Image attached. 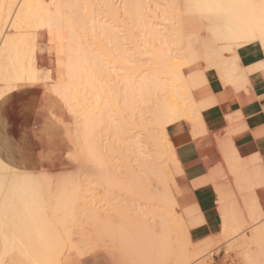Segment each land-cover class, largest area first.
<instances>
[{
    "label": "bare ground",
    "instance_id": "bare-ground-1",
    "mask_svg": "<svg viewBox=\"0 0 264 264\" xmlns=\"http://www.w3.org/2000/svg\"><path fill=\"white\" fill-rule=\"evenodd\" d=\"M120 1L122 5L115 7L111 0H0V94L38 93L33 112L0 113L1 125L14 126L12 116L18 121L22 116L33 156L24 160L25 154L11 150L0 133V161H8L0 163V252L7 247L17 264H213L214 246L246 227L249 220H244L243 211L251 221L248 226L257 218L246 194L262 179V168L257 171L251 162L239 161L229 142L216 139L231 174L229 182L233 180L244 207L237 209L234 193L222 191L217 180L222 187L217 192L223 211L221 231L192 243L191 208L182 209L176 197L183 189L174 187L180 163L169 132L185 126L195 140L201 134L207 137L200 111L217 99L209 95L205 71H215L224 83L243 85L236 50L261 24L264 0L153 1L149 12L156 18L158 11L164 23L151 21L145 0ZM206 2L231 6L200 7L191 14L181 6ZM119 9L142 29L140 39L118 18ZM37 33L52 54L47 67L38 68L30 55ZM132 50L147 53L145 66L135 63L128 54ZM137 106L145 107L137 112ZM125 109L137 112L141 125L151 129L146 150L136 145L133 136H125L135 124L129 120L136 119L130 111L123 114ZM101 131L123 144L115 145L113 139L115 149L108 148L109 141L103 142L106 146L101 143ZM101 144L108 150L103 152ZM120 146L122 160L115 156L121 163L114 160L113 167L110 157L115 159L113 152L119 155ZM126 160H134L138 169ZM223 170L221 176L227 173ZM215 174L213 180L209 178L213 182ZM246 231L234 239L240 248L237 263L264 264V222L254 225L249 234Z\"/></svg>",
    "mask_w": 264,
    "mask_h": 264
},
{
    "label": "crops",
    "instance_id": "crops-1",
    "mask_svg": "<svg viewBox=\"0 0 264 264\" xmlns=\"http://www.w3.org/2000/svg\"><path fill=\"white\" fill-rule=\"evenodd\" d=\"M258 57H264V53L257 52L253 47L243 45L237 48V64L244 76V83L242 86L224 83L215 71H205L209 95L217 99V102L200 111L203 128L205 129V133L210 135L208 136L207 134V137H212V139L210 138L211 141L208 140L204 133L203 136L201 134L199 135L200 137L198 136L195 140L192 134H190L191 132L188 131L189 129L187 130L185 126L170 128L169 139L175 151V156L177 155L176 159L179 161L178 163L186 164L190 169L188 172V176L190 177L188 183H191V187L189 188L187 184L181 187L183 190H181L178 197V202L182 209L191 208L189 211L192 212L190 213L192 216H189L190 219L193 218V220L191 222L188 221V235L192 243L212 238L221 231L223 211L220 208L218 201L219 193L217 192L220 188L222 189V187V191H225L224 189L228 191L229 188L227 183L230 185L234 184L231 183L233 182L232 178V181L229 182V177L231 176L226 177L231 174H229L230 172L221 151L219 152L220 148L218 150L220 145L217 146L216 142L218 140L216 141V139H219L218 142H220V139L223 143L231 142V145H229V143L227 145L229 147L231 146L230 149L233 150V155H235L237 159L239 158V161L251 162L252 168L256 170L262 168L260 170L262 173L260 174L262 178H264V140L259 137H254V130L261 124H264V105L260 103L261 100H264V91H262V89H264V83H261L258 79L260 75H264V59H258ZM237 115L244 116V127L252 131V135L247 132H238L236 130L234 118ZM223 137L229 141L227 140L224 142V139H222ZM198 140L201 141L199 142ZM203 141H205V143H203ZM206 143H209V145ZM197 146H199V148ZM216 154H218L221 161ZM204 155L210 159L206 157L207 159L205 160L203 157ZM221 166L224 168L221 169ZM254 166L260 168H255ZM219 169H224V173L225 170L227 173L221 176L222 172ZM211 171H213L214 174L215 172L218 174L220 173L219 178L222 177V179H220L223 180L224 177H226L227 181L224 179L222 183L218 178V174L216 179L214 177L215 181H211L213 180L211 177L214 175ZM208 172H211L212 176L209 177L210 174H207ZM209 178H211V180ZM217 180H219L218 182L220 183L218 184L222 187L216 185L217 183L215 182H217ZM214 185L217 186V189ZM193 221H207V223H197L193 225Z\"/></svg>",
    "mask_w": 264,
    "mask_h": 264
},
{
    "label": "rangeland",
    "instance_id": "rangeland-1",
    "mask_svg": "<svg viewBox=\"0 0 264 264\" xmlns=\"http://www.w3.org/2000/svg\"><path fill=\"white\" fill-rule=\"evenodd\" d=\"M92 1V3H94V0H90V2ZM112 1V4H114V6L116 7H120V5H122V2L120 1V0H111ZM143 1L144 0H142V3H143ZM148 1V2H147ZM153 1L154 2H163V0L162 1H160V0H145L144 1V4H146V6L149 4L150 6H149V9L146 7V10H148V11H145V12H148L149 14H151L150 16L151 17H153V11L151 12H149V10H152V9H154V7H153ZM121 2V3H120ZM148 3V4H147ZM152 6V7H151ZM143 7H145V5H143ZM120 10V9H119ZM122 12V13H121ZM158 12V11H157ZM156 11H155V13L157 14L156 16L158 17L159 16V13H157ZM118 15H119V19L120 18H123V19H121V20H123L122 22H123V24H129L128 26L130 27V30L131 31H133V33L134 34H137L138 35V37L136 36V38L137 39H140L139 38V35H140V33L138 32L140 29L139 28H135V26H133V24H131L130 23V20L128 21V17H127V15H128V13H126V15H125V13H123V10H120V13H118ZM122 17H121V16ZM100 16V15H99ZM102 16V15H101ZM124 16V17H123ZM129 16V15H128ZM103 17V16H102ZM150 17V19H151V21L153 22V23H160V22H163L161 19V17L159 16V18H151ZM115 18V17H114ZM117 18V17H116ZM149 19V18H148ZM149 19V20H150ZM153 19V20H152ZM118 20V19H117ZM161 20V21H160ZM113 22H115V21H113ZM118 22V21H117ZM120 22V21H119ZM129 22V23H128ZM166 22V21H165ZM164 23V22H163ZM127 26V25H126ZM125 26V27H126ZM133 26V28H131ZM162 26V25H161ZM161 26L159 27V28H161ZM142 30V29H141ZM140 30V31H141ZM96 32H98L97 30H96ZM127 32V31H126ZM126 32H125V35H126ZM138 32V33H137ZM126 36H128V35H126ZM141 36V35H140ZM129 37V36H128ZM98 38V37H97ZM136 39V40H137ZM129 40H125L124 42H125V44H126V46L128 47H130V44H129V42H128ZM138 42H139V44H142L141 42V40H137ZM105 45V44H104ZM106 46V45H105ZM141 45H139V47H140ZM103 47V46H102ZM142 47V46H141ZM140 47V48H141ZM142 49V48H141ZM128 54H132V58H134L135 59V63L136 64H138V65H140V66H145V60L144 59H146L147 58V53H140V54H138V52L136 51V50H132V51H130ZM143 58V59H142ZM178 100H180V99H178ZM119 101V100H118ZM120 103V105H119V107L121 106V107H123L122 105H121V102H119ZM118 103V104H119ZM146 104H147V102H145ZM144 103V104H145ZM148 103H150V102H148ZM143 104V103H142ZM141 104V105H142ZM143 104V105H144ZM138 105V104H137ZM148 105V104H147ZM140 106V105H139ZM139 106H137V108H135V110L136 109H138V110H136L137 112L138 111H140L139 109L140 108H142V107H145V106H142V107H139ZM139 107V108H138ZM145 110V109H144ZM142 110L141 109V111H142V113L144 112V115H148V113H146L147 112V110ZM125 112H123V114H126L127 115V113L130 111H128V110H124ZM126 111H127V113H126ZM134 111V110H133ZM137 112H132V111H130L128 114L129 115H133L132 113H135L134 115H135V117H136V119L135 120H129V122H131L132 123V121L135 123V124H133V126H132V124H131V126H130V130L129 131H127L126 132V137H130L131 138V136H133V138H134V140L136 141V145L137 146H139V148L141 149V150H146V145H145V143H147V142H149V141H151V139L149 138V135L148 134H151L152 133V131H151V129L150 130H146L145 129V127H143L142 125H141V123L139 122V120H138V113ZM137 115V116H136ZM134 117V118H135ZM12 120H14V122H15V124H14V126L13 125H9L8 123H3V125H1V123H0V133L3 135V133L5 134V135H3L2 137H3V140L2 141H4V143L5 144H7L8 145V147L11 149V150H14V151H16V154H18V153H23V154H25L23 157H24V160H26V161H28L31 157L33 158V156H31V154H30V152H29V149H28V136H26L27 135V132H25V130L23 129V127L21 126L22 124V122H20V121H22L23 120V118H22V116H19V120L20 121H18V119H17V116L16 115H14V116H12ZM69 124V123H68ZM128 126V127H129ZM3 128V131H2V128ZM13 128V129H12ZM11 129V131H10V133H8L7 132V130L9 131ZM103 132H104V130H103ZM102 131H101V133H100V139H104L101 143H103L105 140H107V142L109 141L110 142V144L111 145H107L108 146V148H110V149H112V147L115 149V147L113 146L114 144L116 145L117 143L120 145V144H123V142L122 141H119V140H117V139H115V138H113L112 137V139H111V136L109 135V136H107V131L105 132V134L103 133ZM105 135H103V134ZM99 134V133H98ZM65 136V135H64ZM103 136V137H102ZM124 136V135H123ZM102 137V138H101ZM105 137L107 138V137H109L108 139H105ZM113 139H115V140H117V141H115V140H113ZM111 140H113V142H114V144H113V142L111 141ZM119 141V142H118ZM106 142V141H105ZM122 142V143H121ZM104 144V143H103ZM103 144H101L102 145V147L104 148V149H102V151L103 152H105V151H107L108 150V148L107 147H105ZM113 144V145H112ZM111 146V147H110ZM116 147H118V146H116ZM105 148H106V150H105ZM122 147L120 146L118 149L116 148V150L118 151V153L120 152V149H121ZM105 150V151H104ZM113 150V149H112ZM122 150V149H121ZM112 153V152H111ZM111 153H109V152H107V154H111ZM125 153H127L128 155H130V154H132L133 155V152L131 151H125ZM113 154H115L113 157L115 158V156H116V158L117 159H120V160H122L121 158H122V154L120 155V153H119V155L117 154V152L115 153V152H113ZM135 155H138V154H135ZM120 158H119V157ZM113 159L112 158V156L110 157V159H112V160H110L111 161V163L112 162H115L117 159ZM130 158L131 159H133L131 156H130ZM129 157H128V159H130ZM130 159V160H131ZM115 160V161H114ZM119 160H117V162H115L116 164L117 163H121V161L120 162H118ZM127 162H130V165H132V166H134V165H137V163H135L134 162V160H132V161H128V160H126ZM113 164V163H112ZM111 164V165H112ZM116 164H113L112 166L114 167V166H116ZM169 165V168L171 169V164L169 163L168 164ZM138 167V165L136 166V168L135 169H138L137 168ZM134 169V170H135ZM172 169H173V167H172ZM175 174V173H174ZM227 177H229L228 175H227ZM229 179H230V177H229ZM174 180H175V185H174V187L175 186H177V188L178 189H181L180 187H179V184H178V182L176 181V179H175V175H174ZM225 180L227 181V178L225 177ZM174 182V181H173ZM177 184V185H176ZM227 186H228V188H229V190L228 191H231V192H233L234 194L232 195V199H233V204L235 203V205H237L236 206V208L237 209H243V207H244V205H243V202H242V196L237 192V189H236V187H235V185L233 184V185H230V184H228L227 183ZM174 189H176V188H174ZM97 192H98V188H97V190H96ZM176 191H178L177 189H176ZM176 191H175V194H176ZM95 192L93 191V194H94ZM179 193H181L180 191H179ZM97 195H99V194H96V195H94V196H97ZM180 195V194H179ZM179 195H177L176 194V197L178 198L179 197ZM241 207V208H240ZM256 209V210H255ZM254 210H255V212H257L255 215L257 216V218H256V220L255 221H252V225L250 224L249 226H248V224H247V222H251L250 221V219H248L247 218V215L246 214H244L246 211H243V215H244V220H249V221H247V222H245V225L244 226H246L245 228H246V230L248 231V233H247V231L245 230V228H244V226H243V228H244V230L242 229V231L240 230L239 231V233L237 232V235H235V236H238V239H239V235L242 233H244L245 231H246V233L247 234H249L250 232H251V230H252V228H253V226L254 225H256V224H259V223H262V222H264V213H262V212H260L261 210H260V206L259 205H256L255 207H254ZM259 213H260V215L261 216H263V218H261V216L259 215ZM255 223V224H254ZM248 227V228H247ZM244 231V232H243ZM245 233V234H246ZM246 234V235H247ZM246 235H245V237H246ZM235 236H233L232 238H229L227 241H223L221 244H219L218 246H214L215 248H213L212 250L213 251H215V253H214V255L212 256V260H213V264H239V263H237V262H239V261H237V260H239L237 257H239V255H238V251L240 250V248H239V246H238V243H236L237 242V240L235 241L234 239L236 238ZM244 236V235H243ZM241 238V237H240ZM243 238V237H242ZM237 239V238H236ZM231 245H233V246H231L233 249H231L230 247V250H229V248H227V249H225L226 247H228V246H230V244ZM237 245V247H236V245ZM220 246V247H219ZM237 249H236V248ZM219 248H220V250H219ZM224 249V250H223ZM216 251H218V253H216ZM220 252V253H219ZM237 252V254H235ZM224 254V255H223ZM226 254V255H225ZM228 255V256H227ZM206 257V256H205ZM231 262V263H230ZM233 262V263H232Z\"/></svg>",
    "mask_w": 264,
    "mask_h": 264
},
{
    "label": "snow or ice",
    "instance_id": "snow-or-ice-1",
    "mask_svg": "<svg viewBox=\"0 0 264 264\" xmlns=\"http://www.w3.org/2000/svg\"><path fill=\"white\" fill-rule=\"evenodd\" d=\"M188 10L191 14V10L200 7L206 8H217L223 9L230 7L231 5L220 3V2H206V3H187L181 5ZM20 7V5H16ZM261 8L264 9V3L261 4ZM9 26H12L11 19L8 22ZM14 27V26H13ZM9 35V28L6 26L4 36ZM37 38L35 40L34 46H30V55L35 58L37 61V67H47V59L51 53L48 51L47 42L45 38L41 37L40 33H37ZM246 46L253 47L257 52L264 53V14H262V22L257 29H254L251 34L246 38ZM258 59H264V57H258ZM40 61H45L43 65L40 64ZM51 75L55 78V68H52ZM261 83H264V75L258 77ZM264 91V89H262ZM38 93L33 92H22L18 91L10 95L0 94V113L7 115L9 113L20 114L23 112H33L35 110V97ZM261 105H264V100H261ZM67 116V114H66ZM51 119L55 121V116H52ZM236 130L238 132H247L250 135L253 134L252 131L244 127L245 118L242 115H237L235 118ZM3 122V116H0V123ZM8 122L11 123L10 117ZM164 129H161L160 132L163 134ZM254 137H259L264 140V124H261L258 128L254 130ZM39 146V141H37ZM182 159V158H181ZM2 164H7L8 161H0ZM190 169L186 164H181L177 169L175 179L178 184L184 185L187 184L188 187H191V184L188 183L190 177L188 172ZM249 207H255L256 205L260 206V210L264 213V178H262L258 183L254 184L246 194ZM247 214V213H245ZM197 223H207V221H193L192 224ZM0 264H17L14 253L11 252L7 247L0 252ZM194 264H199V261L194 262Z\"/></svg>",
    "mask_w": 264,
    "mask_h": 264
}]
</instances>
